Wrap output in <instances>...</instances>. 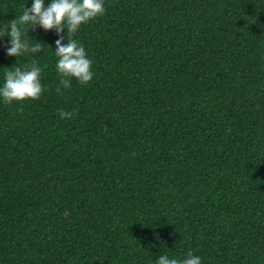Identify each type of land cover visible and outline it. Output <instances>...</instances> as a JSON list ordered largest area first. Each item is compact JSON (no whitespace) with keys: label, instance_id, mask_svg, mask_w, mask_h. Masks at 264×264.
Instances as JSON below:
<instances>
[{"label":"trees","instance_id":"1","mask_svg":"<svg viewBox=\"0 0 264 264\" xmlns=\"http://www.w3.org/2000/svg\"><path fill=\"white\" fill-rule=\"evenodd\" d=\"M104 8L62 33L94 75L60 94L55 30L22 27L35 55L0 38V87L33 59L43 87L0 98V264H264V0Z\"/></svg>","mask_w":264,"mask_h":264},{"label":"clouds","instance_id":"2","mask_svg":"<svg viewBox=\"0 0 264 264\" xmlns=\"http://www.w3.org/2000/svg\"><path fill=\"white\" fill-rule=\"evenodd\" d=\"M104 12V0H51L47 6L45 0H32L31 7L24 6L20 16L0 27V38L9 37L5 46L6 55L9 57H19L26 53L35 55L43 50L42 43L30 44L29 41L22 39V27L29 26L27 31L29 28L35 30L36 27L42 28L45 32L55 30L59 37L55 41V56L58 58L56 71L60 78L56 92L60 94L61 88L71 87L73 78L81 84H87L94 75L91 71L92 61L87 58L85 48L75 39L63 43L65 35L62 33L66 29L67 34L73 36L82 24L103 15ZM41 71L34 59L30 66H25V69L15 67L13 70L5 71L4 83L0 87V98L6 104L38 99L43 92ZM58 113L62 119L71 118L73 115V112L62 109L58 110ZM156 264H201V258L189 251L183 260L161 255Z\"/></svg>","mask_w":264,"mask_h":264}]
</instances>
